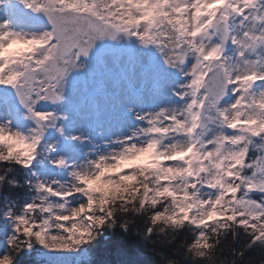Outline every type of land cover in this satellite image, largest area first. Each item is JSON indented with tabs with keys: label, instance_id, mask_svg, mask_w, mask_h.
<instances>
[{
	"label": "snow or ice",
	"instance_id": "obj_1",
	"mask_svg": "<svg viewBox=\"0 0 264 264\" xmlns=\"http://www.w3.org/2000/svg\"><path fill=\"white\" fill-rule=\"evenodd\" d=\"M245 3L0 0V264L101 240L104 264L264 254V0ZM108 108L127 135L75 131Z\"/></svg>",
	"mask_w": 264,
	"mask_h": 264
},
{
	"label": "rangeland",
	"instance_id": "obj_2",
	"mask_svg": "<svg viewBox=\"0 0 264 264\" xmlns=\"http://www.w3.org/2000/svg\"><path fill=\"white\" fill-rule=\"evenodd\" d=\"M24 45L14 44L11 50H18L24 48ZM88 111V115L85 119L78 120L75 131L82 133L85 136H91L94 142H100L102 139H107L110 136L127 135L129 132V126L132 123V117L124 113L123 109H119L113 112L111 108H108L104 114L97 119L95 115ZM87 145L85 148L87 149ZM149 154L145 153L138 157L135 161H130L131 164H144L149 160ZM126 162H122L125 164ZM35 258L42 264H81L87 261L86 257H81L77 253L58 252L52 253L43 249L40 246H36L34 250ZM3 254V247L0 245V255Z\"/></svg>",
	"mask_w": 264,
	"mask_h": 264
},
{
	"label": "clouds",
	"instance_id": "obj_3",
	"mask_svg": "<svg viewBox=\"0 0 264 264\" xmlns=\"http://www.w3.org/2000/svg\"><path fill=\"white\" fill-rule=\"evenodd\" d=\"M220 0H217V3H219ZM245 6H249L248 0H246ZM229 8H232L233 11H235V8L229 3ZM211 15V13H210ZM223 19L227 18V14L222 17ZM216 49H220V46L217 45L212 52L209 53V56H215L216 59H220L221 55H224V51L221 49L219 53H217ZM203 49H201V52ZM208 57H205L207 59ZM219 69L220 75L224 78L225 82L227 81L228 77L231 75V71L235 68H238V65L235 64V62L232 61L231 55L224 56V60L217 66ZM264 127V125H262ZM243 153L241 152L239 156L237 157L238 162L242 160ZM239 175V173H237ZM13 259H15L16 254L19 253L22 245L18 240H13ZM196 256L199 255V253L195 254ZM204 256L206 258V264H240V255L237 253L234 257L225 256L222 252L211 250L208 252H204ZM251 264H264V254L261 256L255 257L251 260Z\"/></svg>",
	"mask_w": 264,
	"mask_h": 264
},
{
	"label": "trees",
	"instance_id": "obj_4",
	"mask_svg": "<svg viewBox=\"0 0 264 264\" xmlns=\"http://www.w3.org/2000/svg\"><path fill=\"white\" fill-rule=\"evenodd\" d=\"M131 164V163H130ZM2 240V237H0ZM107 248V244L104 240H101L95 247L89 248L87 252V261L81 264H104V260L107 259V253L104 249ZM167 252V249H160ZM118 261L122 260L123 264H164L159 256L154 255L152 252L140 247L136 250L135 254L131 257L117 258ZM15 264H42L35 258V252L32 250H25L21 255L17 257ZM108 264H111L109 261Z\"/></svg>",
	"mask_w": 264,
	"mask_h": 264
}]
</instances>
